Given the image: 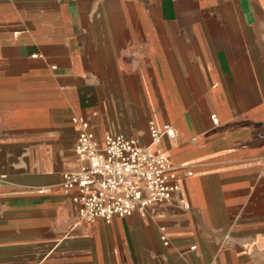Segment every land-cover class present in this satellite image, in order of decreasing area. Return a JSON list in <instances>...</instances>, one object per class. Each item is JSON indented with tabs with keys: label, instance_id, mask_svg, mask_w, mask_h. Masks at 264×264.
I'll return each mask as SVG.
<instances>
[{
	"label": "crops",
	"instance_id": "0c3cea01",
	"mask_svg": "<svg viewBox=\"0 0 264 264\" xmlns=\"http://www.w3.org/2000/svg\"><path fill=\"white\" fill-rule=\"evenodd\" d=\"M76 116L172 126L185 204L81 220ZM0 264H264V0H0Z\"/></svg>",
	"mask_w": 264,
	"mask_h": 264
},
{
	"label": "built area",
	"instance_id": "2783aa9c",
	"mask_svg": "<svg viewBox=\"0 0 264 264\" xmlns=\"http://www.w3.org/2000/svg\"><path fill=\"white\" fill-rule=\"evenodd\" d=\"M212 122L217 124L215 114ZM71 121L77 126L74 152L79 168L62 175V189L73 192L71 200L78 206L81 220L127 217L138 212L146 215L155 206L166 203L184 205L179 171H191L175 165L160 147L163 138L174 136L169 124H147L149 141L122 134H105L96 138L90 122L82 116ZM167 243L163 234L160 236Z\"/></svg>",
	"mask_w": 264,
	"mask_h": 264
},
{
	"label": "rangeland",
	"instance_id": "374dc122",
	"mask_svg": "<svg viewBox=\"0 0 264 264\" xmlns=\"http://www.w3.org/2000/svg\"><path fill=\"white\" fill-rule=\"evenodd\" d=\"M224 234L225 235H224V238L223 239L226 240V241L230 240V238H231L230 234H228V233H224Z\"/></svg>",
	"mask_w": 264,
	"mask_h": 264
}]
</instances>
